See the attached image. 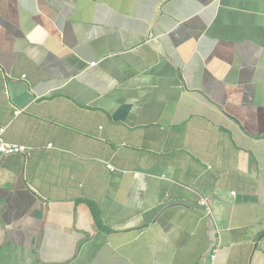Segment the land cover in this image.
<instances>
[{
    "label": "crops",
    "instance_id": "obj_1",
    "mask_svg": "<svg viewBox=\"0 0 264 264\" xmlns=\"http://www.w3.org/2000/svg\"><path fill=\"white\" fill-rule=\"evenodd\" d=\"M0 124V264H264V0H0Z\"/></svg>",
    "mask_w": 264,
    "mask_h": 264
},
{
    "label": "built area",
    "instance_id": "obj_2",
    "mask_svg": "<svg viewBox=\"0 0 264 264\" xmlns=\"http://www.w3.org/2000/svg\"><path fill=\"white\" fill-rule=\"evenodd\" d=\"M96 62H91L89 65L93 66ZM23 79L25 78V75L23 74L21 76ZM20 110H16L15 113H18ZM6 126L0 124V155H7L12 153H26L28 150V147L22 144L12 143L8 142L4 139L3 134L5 131ZM233 193V192H232ZM198 205L202 208V210L206 214H211V206H210V200L207 196L201 195L198 200ZM218 244H215L208 253V260L209 264H212L213 261L216 258L217 250H218Z\"/></svg>",
    "mask_w": 264,
    "mask_h": 264
},
{
    "label": "trees",
    "instance_id": "obj_3",
    "mask_svg": "<svg viewBox=\"0 0 264 264\" xmlns=\"http://www.w3.org/2000/svg\"><path fill=\"white\" fill-rule=\"evenodd\" d=\"M89 206L91 208V211H92V214H93V217H94L96 223L98 225H100L99 216H98V212H97L96 207L93 204H91V203H89Z\"/></svg>",
    "mask_w": 264,
    "mask_h": 264
}]
</instances>
